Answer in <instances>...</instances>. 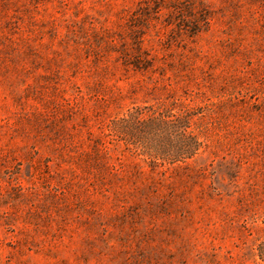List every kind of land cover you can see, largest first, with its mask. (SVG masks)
<instances>
[{"label": "rangeland", "instance_id": "1", "mask_svg": "<svg viewBox=\"0 0 264 264\" xmlns=\"http://www.w3.org/2000/svg\"><path fill=\"white\" fill-rule=\"evenodd\" d=\"M0 264H264V0H0Z\"/></svg>", "mask_w": 264, "mask_h": 264}, {"label": "trees", "instance_id": "2", "mask_svg": "<svg viewBox=\"0 0 264 264\" xmlns=\"http://www.w3.org/2000/svg\"><path fill=\"white\" fill-rule=\"evenodd\" d=\"M163 124V123H162ZM170 127V126H167ZM197 151V148H193L189 154V156L193 155Z\"/></svg>", "mask_w": 264, "mask_h": 264}]
</instances>
